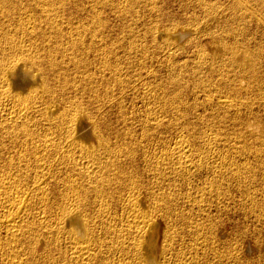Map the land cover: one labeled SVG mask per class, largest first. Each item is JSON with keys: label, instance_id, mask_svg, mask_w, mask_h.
Here are the masks:
<instances>
[{"label": "bare ground", "instance_id": "6f19581e", "mask_svg": "<svg viewBox=\"0 0 264 264\" xmlns=\"http://www.w3.org/2000/svg\"><path fill=\"white\" fill-rule=\"evenodd\" d=\"M85 1L0 0V229L3 231V234L0 233L1 264H35V260L40 258V252L46 250L50 242L55 243L57 247L62 246L59 256L52 258L50 251L45 253L44 256L48 257L50 264H98L106 242V248L113 249L108 250L109 252L118 251L119 261L115 259L118 261L116 264H169L175 232L173 233L170 228L172 225L168 222L171 221L170 215L177 214L174 212L176 209L173 211L170 207L173 201L169 204V200L181 190L184 196L182 200L185 199L191 207L199 201L215 202L214 206L209 205L207 201L209 206H205V203L196 206L197 214L207 218L206 222L212 218H224V214H228L232 207V204L230 207L226 204L229 201L249 202L246 207L242 204L246 208V212L242 213L244 217H251L256 222L252 234L256 232L258 239L259 236L264 239V43L259 41L255 48H251L253 45L242 41L243 38L240 40V28H231V31L221 28L222 31H219V26L213 30V35L209 33L211 25L205 23L210 28L208 33L212 34V37L206 38L204 45L200 40V45L197 39L201 38H198V35L202 34L200 28L205 26L202 22H197L201 18L191 20L186 26L185 23L182 26L181 22L179 25L177 21L175 25H178H173V29H160L164 26L159 28L155 25L159 22H156L158 19H154L156 23L153 22L154 25L151 26L152 18L148 31L153 39L158 38L161 31L160 39L165 40L166 46H175L174 51H186L184 44L179 45L180 42H194L197 47L195 57L191 54L194 57L192 61L172 59V62L165 66L160 63V68H165L169 73L158 77L156 73L160 68H149L147 62L150 61L147 59L148 56L151 58V53L148 55L146 47H140L130 37L128 40L117 39L121 35L115 34L114 36H118L113 38L111 34L102 33L106 24L102 18L106 16L101 17V7L108 5L111 0H87L88 8L85 7ZM132 5L129 6L133 7ZM204 6L206 10H212L209 3ZM122 7L125 14L126 9L124 11ZM187 7L190 8L189 5ZM209 11L206 18L211 19L212 16L214 19L216 14L211 15L212 12ZM206 12L203 14L207 15ZM186 16L185 13V21ZM169 19L168 23L172 20ZM174 20L176 19H173L172 23ZM128 29L129 26L125 30ZM140 29L143 32L141 27ZM208 33H205L207 37ZM255 37L251 39L254 41ZM162 42L159 46H163ZM189 47L188 52L191 51ZM162 52L166 54V50ZM169 55L170 58L171 54ZM139 56L141 59L137 60ZM133 66H138L140 71L134 72L137 76L135 81L131 82L130 77L126 78L124 71ZM193 72L197 73V76L193 75ZM241 81L245 82L244 87L241 86ZM138 85L142 86L143 91L140 89L139 92L142 91V100L145 103L142 113L144 116L138 117L139 119L134 114L135 105L132 109L127 106L131 111L126 108L129 91H136ZM189 89L193 95L191 98L196 102L193 104L191 100L192 104L188 103L187 106L186 93ZM260 98L263 103L259 101ZM199 100L203 106L201 110L198 109L200 106L197 108L196 105ZM242 105L250 113H257L262 124H256L254 115L250 114L254 119L252 118V121L249 118L251 121L243 128L245 130L231 133L235 134L232 136L242 146L236 143L239 146L236 147L230 143V134H224L222 130L227 128L223 127L220 132L223 136H229L226 143L229 142L235 147L232 146L231 150L230 145L227 147L229 150H223L226 145L219 139L224 148L221 149L222 145L219 149L212 148L210 140L213 138L210 137L217 134V140L219 135L222 136L218 132L217 123L231 121L241 126L244 121ZM129 111L131 115H128ZM112 114L116 115V119H113ZM137 114L139 115L138 112ZM192 118L201 120L208 126L204 125L205 128L212 131L197 130L198 123H192ZM115 121H123L125 128L121 125V129L117 124L119 122ZM138 122L141 129L139 135L136 133V126L133 128ZM200 126L202 128L203 125ZM232 126L229 125L228 128ZM235 129L233 128L234 131ZM213 140L215 141V137ZM154 142L159 147L152 148ZM177 186L180 191L177 189L174 194L170 192L172 187L178 188ZM179 200L177 202L181 201ZM235 202L236 208L239 203ZM54 208L56 215L53 217ZM170 209L175 214H170ZM184 212L186 211H182L183 215ZM44 213H49L51 219L46 217L44 220ZM177 215L179 219V214ZM191 215L187 217V221ZM193 217L195 219L194 215ZM204 219L201 218L202 222L195 219L197 223L191 225L194 234H197L194 237L205 231L213 243L216 237L213 236V226L216 230L217 225L205 224ZM173 221L175 222L176 218ZM179 228L184 231V227ZM174 229L177 230L176 227ZM101 230L104 231L103 235ZM186 230L190 229L187 227ZM40 231L45 234H39ZM177 231L176 233L180 232ZM241 231L236 240L234 239L236 243L233 241V244L230 242L229 245H223L228 248L226 251L229 254L223 261L230 258L231 264L243 261L247 263L248 258L246 259L242 252L250 246H243V242L253 235ZM46 234L51 235L54 240L48 242V246ZM194 237L190 239L195 240ZM258 239L252 242L253 248L260 247L264 242ZM187 240L183 241L186 243ZM206 240L204 236L203 240L199 237L191 244L194 243L197 251L199 247H207ZM179 241L177 242L180 243ZM219 245L217 243L216 246ZM186 247L189 248V245ZM176 252L174 253L177 254V264L199 262V259L196 262L190 256V252ZM212 253L214 255L215 252ZM218 253L214 257L215 264H220V259L224 257ZM112 257L108 260H112ZM194 257L197 259L198 256ZM258 259H261L260 256ZM200 263L202 264L201 261Z\"/></svg>", "mask_w": 264, "mask_h": 264}, {"label": "rangeland", "instance_id": "374dc122", "mask_svg": "<svg viewBox=\"0 0 264 264\" xmlns=\"http://www.w3.org/2000/svg\"><path fill=\"white\" fill-rule=\"evenodd\" d=\"M109 1V0H108ZM113 1H114V3H113ZM127 3H126V2ZM130 1V0H129ZM128 0H120V2L118 1V0H111V2H109L108 3V5L106 4V5H104L103 7H101V13L103 14H101V17H105V18H102V21H103V23H105L106 22V24H104L105 26H104V28H102V33L104 34V35H110L111 34V36L113 37V38H116L118 35H121V37L120 36H118L117 37V39H121V38H124V39H126V40H128L129 38L128 37H130L132 40H135L136 41V43L140 46V47H146L147 49H148V55L150 54V57L151 58H149V56H148V59H147V61H150V62H147L148 63V65H149V68H151V69H155V70H158L159 68H160V63H162L164 66L166 65V64H169L170 62H172V59H173V61L175 60V61H177V60H184V61H188L189 62V60L191 59V61L193 60V58L195 57V52H196V49H197V47L195 46V44H194V42L192 43V42H186V43H184V42H180L179 43V45H182V44H184V49H186V51L185 52H183L184 50L183 49H176L175 51H174V49L176 48L175 46H173V45H171V46H166L167 45V43H165V40H161L162 38H161V31H160V33H159V37L158 38H156V39H153L152 37H151V34H150V32L148 31V25H151L153 22L154 23H156L157 21H159V22H157L155 25L157 26V27H163V28H160V29H168L169 27V29H173L172 27H174L173 25H175V23H177V21L179 22V25L181 24V23H183L182 24V26H184V23H185V26L186 25H188L189 24V22L191 21V20H193V19H198V18H201V19H198L199 21H197V22H199V23H201V24H203V25H205V23H208V26H210L211 25V30H210V32H209V30L208 29H210L208 26H203L202 28H200L201 30H199V32L201 31L202 32V34H203V36H202V34L200 35V33H199V37L198 38H201V39H197V40H199L198 42V44H200L201 43V41H202V45H204L205 44V41H206V38H211L212 37V34H213V30H215V29H217L219 26H221V27H219L218 28V30L219 31H222L221 30V28H224L225 30L227 29V30H229V31H231V30H233V29H231V28H235V30H236V28H240L239 30L240 31H242V32H240L241 34L239 35V32H237V31H239V30H237L236 32H237V34L239 35V38H240V40L242 39V41H244L245 43H247V44H249L250 46L251 45H253V46H251V48H255L256 47V45H257V43H259V41H261V43H264V0H208V1H210V2H207V0H204L205 1V3H203L204 1L203 0H193V2H191V0L190 1H186L187 3V5H189L190 6V8H188L187 7V5L185 4V0H133V1H130L129 2ZM118 2V5H119V3H120V6H118V5H116V3ZM123 3V5H122V3ZM198 4H197V3ZM207 2V3H206ZM240 2V3H239ZM243 2V3H242ZM87 3V4H86ZM186 6V8H185V6L183 5V4ZM209 3V5H210V8H212V10H206V8H205V4H208ZM214 3V5L212 6V4ZM238 3L241 5H238ZM242 3V4H241ZM86 4V5H85ZM85 7L88 5V1L86 0L85 1ZM127 4V5H126ZM132 5L133 7H131V6H129V5ZM150 4H152V5H150ZM191 4V5H190ZM117 7H116V6ZM126 5V6H125ZM135 5V6H134ZM123 6V7H122ZM124 6H125V8H124ZM129 6V7H128ZM181 6L182 7H184V8H181ZM195 6V7H194ZM203 6V7H202ZM217 6H219V7H217V8H219V10H217V8L216 7ZM89 6H87V8H88ZM108 8V10L110 11V12H112V13H114L113 15L107 10V8ZM121 7L124 9V11H125V9H126V12H125V14H124V12L122 11V9H121ZM128 7V8H127ZM155 7V8H154ZM214 7V8H213ZM86 8V9H87ZM104 8V9H103ZM116 8V9H115ZM193 9L192 11L190 10L189 11V9ZM216 8V9H215ZM111 9V10H110ZM112 9H113V11H112ZM120 9H121V11H120ZM152 9V10H151ZM181 9H183V10H181ZM185 9H186V11H185ZM195 9V10H194ZM198 9V10H197ZM214 9V10H213ZM104 10V11H103ZM115 10V11H114ZM150 10V11H149ZM116 11H118L117 13H116ZM130 11V12H129ZM159 12V13H156V12ZM206 12L207 13V15L206 14H203L204 12ZM208 11L209 12H212L211 13V15H214V14H216L215 15V17H214V19H213V17L211 16L210 18L211 19H209V17H208V19L206 18V16H208ZM213 11H214V13H213ZM216 11H219V12H216ZM105 12V13H104ZM133 12V13H132ZM161 12H162V14L163 15H161ZM183 12H185L186 13V21H185V17H184V15H185V13L183 14ZM192 12H194V13H192ZM197 12V14H195ZM200 12V13H199ZM202 12V13H201ZM108 13V14H107ZM183 15V17L181 18V14ZM189 15H188V14ZM222 13V14H221ZM107 14V15H106ZM130 14V15H129ZM152 14H154V15H152ZM155 14H157V15H155ZM218 14H220V15H218ZM110 15V16H109ZM116 15H118V16H116ZM125 15H126V18H125ZM161 15V16H160ZM176 16V17H174V16ZM179 15H180V17H179ZM197 15H198V17H197ZM200 15V16H199ZM112 16V17H111ZM129 17V19H127L128 17ZM157 16V17H156ZM163 16V17H162ZM171 16L172 18H170L169 19V17ZM191 16V17H190ZM201 16H203V17H201ZM219 17V19H218V17ZM109 17V18H108ZM151 17V18H150ZM194 17H196V18H194ZM205 17V18H204ZM221 17V18H220ZM226 18V20H225V18ZM120 18V19H119ZM134 18V19H133ZM152 18H153V20H152ZM166 18H168L169 20H173V19H176V20H174V22L172 23V20L171 21H169V23H168V19H166ZM178 18V19H177ZM180 18V19H179ZM217 18V19H216ZM223 18V19H222ZM107 19H109L108 21L109 22H107ZM112 19V20H111ZM115 19H117V20H115ZM118 19H119V21H118ZM122 19V20H121ZM125 19V20H124ZM156 19H158V20H156V22H155V20ZM160 19H161V21H160ZM162 19H163V21L164 22H162ZM165 19V20H164ZM190 19V20H189ZM205 19H207V20H205ZM212 19H213V21H212ZM215 19H216V21H215ZM223 21H222V20ZM228 19H229V21H228ZM111 20V21H110ZM150 20H152V23H151V21ZM181 20V21H180ZM202 20V21H201ZM209 20V21H208ZM219 20V21H218ZM166 21V22H165ZM183 21H185V22H183ZM203 21H204V23H203ZM206 21V22H205ZM210 21H212V22H210ZM222 21V22H221ZM228 22V24L229 23H232V24H229V25H227V23L225 24V22ZM123 22V24H121ZM128 22H131V23H128ZM138 22H139V25H138ZM148 22V24H146ZM181 22V23H180ZM209 22H210V24H209ZM215 23V25H214V23ZM223 24H221V23ZM108 23H113L112 25H110V24H108ZM117 23H119V24H117ZM154 23L151 25V26H153L154 25ZM164 23H166V24H164ZM187 23V24H186ZM213 25H212V24ZM220 25H219V24ZM234 23V24H233ZM116 24V25H115ZM125 24V25H124ZM128 24V25H127ZM159 24H161V26L159 25ZM164 24V25H163ZM170 24V26H168V25ZM172 24V25H171ZM108 25V26H107ZM118 25V26H117ZM142 25H143V27H142ZM178 24H176L175 26H177ZM218 25V26H217ZM231 26V25H234V27H226V26ZM106 26H107V28H106ZM121 26V27H120ZM122 26H123V28H122ZM126 26V27H125ZM128 26H129V29L128 30H125L126 28H128ZM139 28H137V27ZM147 26V27H146ZM168 26V27H167ZM224 26V27H223ZM113 27H116V28H113ZM132 29H131V28ZM140 27L142 28V30H143V32H141L140 30ZM145 27V28H144ZM150 27V26H149ZM167 27V28H166ZM205 27V28H204ZM208 27V28H207ZM217 27V28H216ZM107 30H106V29ZM110 28V29H109ZM120 28H122V29H120ZM204 28V29H203ZM214 28V29H213ZM113 29H115V30H113ZM138 29V30H137ZM147 29V31H145ZM205 29H207L206 31H207V33L209 32V33H212L211 35L209 34V37H207L206 36V31H205ZM118 30V31H117ZM125 30V31H124ZM130 30V31H129ZM106 31V32H105ZM113 31H116V33L115 32H113ZM108 32H111V33H108ZM118 32V33H117ZM119 32H121L122 34H124V36L122 37V34L121 33H119ZM144 32H148V34H146V33H144ZM204 32V33H203ZM142 33V34H141ZM164 33V32H163ZM245 33V34H244ZM115 34H118V35H116V36H114ZM132 34V35H131ZM136 35V36H134V35ZM150 35L149 37H147L146 35ZM192 34L194 35V33L192 32ZM191 34V35H192ZM205 34V35H204ZM207 34V35H208ZM244 34V35H243ZM143 35V36H142ZM214 35V34H213ZM137 36H138V38H137ZM140 36V37H139ZM241 36V37H240ZM243 36V37H242ZM250 36H252L253 37V39H254V36H256L255 37V40L257 39L258 40V42H257V40L255 41H253V39H251L252 37H250ZM257 36H259V37H257ZM132 37H134V38H132ZM146 37V38H145ZM151 37V38H150ZM194 37H195V35H194ZM203 37V38H202ZM205 37V38H204ZM248 37H250V39L248 40ZM262 37H263V39H262ZM161 38V39H160ZM197 38V37H196ZM150 39V40H149ZM262 39V40H261ZM144 40V41H143ZM146 40V41H145ZM159 40V41H158ZM201 40V41H200ZM252 42H251V41ZM138 41V42H137ZM154 41H156V42H154ZM163 41V42H162ZM263 41V42H262ZM150 42V43H149ZM153 42H154V44H153ZM160 42H162V44H163V46L165 47H163L161 44H160V46H159V43ZM256 43V44H253V43ZM158 43V44H157ZM204 43V44H203ZM251 43V44H250ZM151 44V45H150ZM156 44V45H155ZM200 44V45H201ZM146 45V46H145ZM155 45V46H154ZM157 45L159 46V47H157ZM186 45V46H185ZM189 45H190V47H189ZM255 45V46H254ZM151 46H153V47H151ZM249 46V47H250ZM155 47V48H154ZM167 47V48H166ZM175 47V48H174ZM188 47H189V50H191V51H189L188 52ZM191 47H193L192 49H193V51H192V49H191ZM150 48V49H149ZM153 48V49H152ZM156 48H158V49H156ZM169 48V49H168ZM162 50L164 51V50H166V54L165 53H163L162 52ZM171 51V52H167V51ZM180 50V51H179ZM182 50V51H181ZM162 52V53H161ZM183 52V53H182ZM154 53V55H152ZM174 53H176V55L174 56ZM184 53H186V54H184ZM165 54V55H164ZM169 54H171V57L169 58L168 56H170ZM178 54H179V56H178ZM181 54V55H180ZM190 54V55H189ZM191 54H194V57H193V55H191ZM155 55H157V56H155ZM164 55V56H163ZM183 55V56H182ZM186 55V56H185ZM141 56V55H140ZM137 57L136 59L138 60V59H141V57ZM168 58H167V57ZM172 56H174V57H172ZM182 57V59H181V57ZM155 59H154V58ZM175 57H177V58H175ZM190 57V58H189ZM193 57V58H192ZM158 58V59H157ZM184 58V59H183ZM186 58H188L187 60H186ZM167 61H169V62H167ZM165 60V61H164ZM181 61V62H182ZM190 61V62H191ZM150 63V64H149ZM151 63H152V66H151ZM165 63V64H164ZM157 65V66H156ZM138 66H133V67H131V68H128V70L127 69H125V71H124V73H126L127 75H125L126 76V78H129V79H131V82L132 81H135V79H136V77L135 76H137L135 73H138L140 70L137 68ZM152 67H154V68H152ZM131 69V70H130ZM162 69V70H161ZM128 72H130V73H128ZM135 72V73H134ZM163 72V73H162ZM166 69L165 68H163V67H161L159 70H158V72L156 73L157 74V76L158 77H162V75H168V73L169 72H166ZM132 73H134L133 75H132ZM160 73V74H159ZM194 73V72H193ZM197 73H194L193 75H195V76H197L196 75ZM132 75V76H131ZM161 75V76H160ZM192 75V76H193ZM194 77V76H193ZM157 78V77H156ZM211 78H213V77H211ZM134 79V80H133ZM244 81H241V86L242 87H244L245 85H244ZM131 84H133V83H131ZM243 84V85H242ZM264 84V83H263ZM144 86V85H143ZM137 89H136V91H129V93H128V95H127V97H129V98H127L126 97V99H127V101H126V108H127V106H129L130 108L133 106L134 107V105H135V109H134V112H136V113H134L135 114V116H137V118L139 117H141V116H144V114H142L143 113V110H144V107H145V103H144V101L142 100L143 98H142V95H141V92L143 91V89H142V86H140V85H138V87H136ZM138 88H139V90H138ZM140 89L142 90L141 92H139L140 91ZM191 89H189L188 90V92L186 93L187 95H186V97H187V99H186V105L187 106H189V104H194L196 101H194V98H191V97H193V95H191ZM134 93V94H132V93ZM190 92V93H189ZM256 92H258V90H256ZM138 95H137V94ZM140 93V94H139ZM140 95V96H139ZM137 96H139V98L137 97ZM138 98V100H137V98ZM189 97V98H188ZM191 98V99H190ZM196 99V98H195ZM197 99H200V98H197ZM202 99V98H201ZM200 99V100H201ZM262 99H263V96H262ZM262 99L260 98V102H262ZM141 100V101H140ZM191 100H193V101H191ZM200 100L198 101L199 103H196V105H198L197 106V108L200 106V108H198V109H202V104H200L201 102H200ZM203 100V99H202ZM133 101V102H132ZM192 103H191V102ZM263 101H264V99H263ZM135 102V103H134ZM141 102V103H140ZM259 102V103H260ZM143 103H144V105H143ZM189 103V104H188ZM263 103V102H262ZM133 104V105H132ZM256 105L258 106V103H256ZM255 105V108L257 107ZM127 108V110L129 109L130 111H131V109L133 108ZM136 107H138V109L136 108ZM140 107V108H139ZM143 107V108H142ZM244 107V108H243ZM241 109H243L242 110V116H243V119H244V121L242 122V124H240L241 126H237L235 123H233V122H231V121H226V122H223L224 123V125H222L223 123L221 122V123H217L218 125H217V128H218V132H220V130H222V128L224 127V128H227V129H231L230 131L229 130H227V129H223L222 131L224 132V134H230V138H229V136H227V135H225V136H223L222 134V132H220L219 134H221L222 136L220 137V135H219V137H217V140H218V142H215V141H217L216 140V135L215 136H211L210 137V139L211 138H213L214 139V137H215V141L213 140V139H211L210 141H211V144H212V146L211 145H209V146H211L212 148H214V149H219V147H221V145L222 144H225L226 146H225V149H223L224 148V145H222V147H221V149H223V150H227L228 148L227 147H229L231 144L230 143H232L233 145H235L236 147H239V146H242V144H240L239 145V141H237V139L235 138V137H233V136H235V134L233 135V134H231L232 132H238V131H241V130H243V128L245 127L246 128V126L245 125H247L248 124V122H250L251 120L253 121V119H254V122L257 124V123H260V125L262 124L261 122H260V118H258L259 116H257V113H250L248 110H246L247 108H245V106H243L242 105V108ZM245 109V110H244ZM138 110V111H137ZM130 111L128 112V115H131L130 114ZM142 111V112H141ZM244 111H245V113H244ZM137 112L139 113V115L137 114ZM141 112V113H140ZM247 113V114H246ZM115 114V113H114ZM244 114H246V115H244ZM250 114H253V115H250ZM113 115V114H112ZM111 115V116H112ZM248 115V116H247ZM116 115H113V119H116V117H115ZM134 116V115H133ZM246 116V117H245ZM254 118H253V117ZM246 118V120H245V118ZM138 118V119H139ZM251 120H250V119ZM253 118V119H252ZM257 119V120H256ZM258 119H259V121H258ZM193 120V118L191 119V121ZM197 122L198 123V125H196V128H197V130L199 129V131H205V129L207 130V132H210V131H212V130H209V128H207L208 126L206 125V124H204V123H202L201 122V120H199V121H197V119L195 120H193L192 121V123L193 122ZM246 121V122H245ZM258 121V122H257ZM116 123L117 122H119V123H117L118 124V126L121 128V129H123V128H125V126L123 125V121L121 122V121H115ZM231 122V123H230ZM137 123V122H136ZM197 123H195V124H197ZM200 123V124H199ZM227 123H229V125L230 126H232L234 129H235V131L233 130V128L232 127H229L228 128V126L229 125H227ZM233 123V124H232ZM120 124V125H119ZM124 124H125V122H124ZM220 124V125H219ZM232 124V125H231ZM121 125L123 126V128L121 127ZM200 125H203L202 126V128H201V126ZM204 125H206L207 127L205 128V126ZM227 125V127H225ZM135 126H136V129L135 130H138L136 133H138V135H139V133H140V131H141V129H140V125H139V122H138V124H134L133 125V128H135ZM138 126V127H137ZM180 126V125H179ZM197 126H200L199 128L197 127ZM237 126V127H236ZM221 127V129H219ZM238 127H239V130H237L238 129ZM226 130V131H225ZM245 130V129H244ZM243 130V131H244ZM243 131H241V132H243ZM206 132V131H205ZM226 132H228V133H226ZM259 133V132H258ZM228 134V135H229ZM195 135H197V134H195ZM233 135V136H232ZM141 136V135H140ZM139 136V141L141 140L140 137ZM225 137H227V138H225ZM221 138H223V139H221ZM229 138V142H228V144L226 143ZM144 139V138H143ZM219 139H220V141H221V143H220V141H219ZM235 140V141H237V142H235V141H233V140ZM250 139V138H249ZM212 140H213V142H215V144L212 142ZM222 140H224L223 142H222ZM143 141V140H142ZM144 143V142H143ZM219 143V144H218ZM236 143L239 145H236ZM153 144V143H152ZM157 143H155L154 142V144L151 146L152 148H156V147H159L158 145H156ZM215 146H214V145ZM219 146H218V145ZM156 145V146H155ZM233 145H231V147H229V149H231L232 148V146ZM153 146H155V147H153ZM217 146H218V148H217ZM235 146H233V147H235ZM216 147V148H215ZM228 149V150H229ZM235 149V148H234ZM231 150H233V149H231ZM141 153V152H140ZM178 188H174V187H172L171 189H170V192H174V193H176L177 191H180V187L179 186H177ZM173 189H174V191H173ZM177 189H179V190H177ZM181 189H184V188H181ZM175 190H177V191H175ZM182 191V190H181ZM177 192V194L178 193H180V194H175L176 196H179V197H176L175 195H173L174 197H172V195H170V198L172 197V199H170L169 201H170V203L169 204H171L172 203V201H173V203L171 204V209L173 210H175L176 209V211H174L175 213L177 212V214H179V219H178V215L176 214V215H174L173 216V214L172 213H174V212H172V210L170 211V214H172V215H170V217H171V221L170 220H168V221H170V222H168L169 224H170V228L172 229V231H173V233H174V239H173V242H172V244L174 243V245H172L171 244V260H170V262H169V264H173L175 261V263L174 264H177V262H178V260H177V254H175L174 252H176L177 250H178V252H176V253H178V254H180V253H182V252H184V253H189L190 254V256H192L193 258H194V260L197 262V260L199 261V262H197L198 264H201L200 263V261L202 262V264H204L205 262H207V263H205V264H215V258L214 257H216V253L217 252H221L222 250H224V252H225V254H224V252L222 251V256H224L223 258H221V257H219V258H221L220 259V261L223 259H227L228 257H229V254H228V251H226V249H228L227 247H224V246H226V245H229L228 243H232L233 244V241H234V243H236L235 242V238L236 237H238L239 236V234L242 232L241 230H243V231H246L248 234L250 233V235H253V236H257V234H256V232L254 233V234H252V229H254V227H255V221H254V219L253 218H251V217H244V214L243 213H245L246 212V206H247V204L249 205V202H246L245 200H242V201H244V202H241V200L240 199H238V200H240L239 202L237 201V202H235V200L234 201H232V203L229 201V202H227L226 204H228V206L230 207V205L232 206V207H230V210L228 211V214H227V216H226V214H224L225 215V217L222 219V218H220V217H217V218H212V219H209V221H205V220H208L207 218L206 219H204L203 217H201V215H198L197 214V207L198 206H202V205H205V206H207L208 204H207V202L209 203V205H212L213 204V206L215 205V202L214 203H212V201H211V203H210V201H207V200H205V202L203 201V203L201 202V201H199L198 203H197V205L195 204V206L194 205H192V207H191V204H189L185 199V201L184 200H182V198L184 197L183 196V193L182 192ZM171 193V194H172ZM173 193V194H174ZM180 195H182V196H180ZM177 200H176V199ZM181 200H179V199ZM176 200V201H175ZM180 201V202H177V201ZM175 201V202H174ZM182 201H184V202H182ZM207 201V202H206ZM34 202H35V200H34ZM33 202V203H34ZM201 202V203H200ZM234 202L237 204V203H239V206L237 207V205H236V208H238V210H236V208H235V204H234ZM241 202V203H240ZM176 203H177V206H176ZM205 203V204H204ZM180 204H182V205H180ZM185 204V205H184ZM201 204V205H200ZM242 204H244V206L245 207H243V205ZM246 204V205H245ZM208 205V206H209ZM174 206H175V208H174ZM178 206L180 207V208H182L183 210H179L180 208H178ZM197 206V207H196ZM213 206H211V208L213 207ZM177 207V208H176ZM184 207H187V208H184ZM234 207V208H233ZM243 207V208H242ZM194 208V209H193ZM239 208H241V209H239ZM192 209V210H191ZM196 209V210H195ZM248 209V208H247ZM188 210V211H187ZM190 210V211H189ZM232 210V211H231ZM245 210V211H244ZM53 211H54V213L55 214H53V217H54V215H56V211H55V208L53 209ZM162 211H164V209L162 210ZM161 211V212H162ZM180 211V212H179ZM182 211H186V212H184V215L182 214ZM190 212V213H189ZM195 212V213H194ZM213 212H216L215 210H213ZM230 212V213H229ZM243 212V213H242ZM163 213V212H162ZM162 213H161V215H162ZM174 213V214H175ZM181 213V214H180ZM199 213V212H198ZM217 213V212H216ZM34 214H35V212H34ZM45 214V213H44ZM163 214H165V213H163ZM187 214V215H186ZM192 214V215H191ZM200 214V213H199ZM47 215V216H46ZM182 215H183V217H182ZM189 215H191V217H189L188 219L190 220H188L187 221V217L189 216ZM193 215L195 216V219L199 222V221H201V218H202V220L204 219V223L206 224V223H210V224H212L211 226H213V225H217L216 226V230H215V228H214V226H213V231H215L214 232V237H215V241H217L216 242V244H215V241L212 243V242H210V238L208 237V234H206L207 232H205V231H203V233L202 234H199L198 235V237L197 236H195L194 237V235H197V234H194V232H193V228H192V224H195V223H197V221L194 219V217H193ZM223 215V214H222ZM223 215V216H224ZM181 216V217H180ZM46 217L48 218V220H50L51 219V216H49V213L48 214H45L44 215V217H43V219L45 220L46 219ZM200 217V218H199ZM175 218H176V221L174 222L173 220H175ZM219 218V219H218ZM232 218V219H231ZM35 219V218H34ZM164 219H165V221L167 220L166 219V217H164ZM192 219H194V220H192ZM200 219V220H199ZM217 219H218V221H217ZM244 219V220H243ZM250 219V220H249ZM177 220H178V222H177ZM211 220V221H210ZM214 220H216V222L214 221ZM219 220H221L222 221V224H221V221H219ZM164 221V222H165ZM181 221H182V223H181ZM186 221V222H185ZM196 221V222H195ZM247 221V222H246ZM252 221V222H251ZM118 222H120V220L118 221ZM187 222H189V223H187ZM193 222V223H192ZM202 222V221H201ZM212 222H215V223H212ZM226 222V223H225ZM237 222V223H236ZM244 222V223H243ZM35 223V222H34ZM33 223V225H35ZM176 223V224H175ZM178 223V224H177ZM231 225H230V224ZM218 224H220V225H218ZM234 226H233V225ZM236 224V225H235ZM242 224V225H241ZM173 225H175V227L177 228V230L179 231L180 230V232H178L176 229H174V230H176L178 233H176V231H174L173 230V228H175ZM179 225V226H178ZM189 225H190V227H189ZM239 225H240V228L241 229H239ZM219 226V227H218ZM223 226H226L225 228L223 227ZM233 226V227H232ZM237 226V227H236ZM251 226V227H250ZM35 227V226H34ZM179 227H184V231H183V228H179ZM187 227H188V229H190V230H186L187 229ZM222 229H221V228ZM233 228V229H232ZM246 228V229H245ZM248 228V229H247ZM35 229V228H34ZM192 229V230H191ZM218 229V230H217ZM225 231H224V230ZM237 229V230H236ZM241 231H239V230ZM0 233L1 234H3V231L0 229ZM186 231V232H185ZM183 232H184V234L186 235V236H184V234H183ZM188 232H189V235H188ZM193 232V233H192ZM218 232H219V234H218ZM246 232H244V234L246 235ZM43 232L42 231H40V233L39 234H42ZM101 234L102 233H104V231L103 230H101V232H100ZM222 233V234H221ZM43 234H45V233H43ZM177 234V235H176ZM192 234H193V236H192ZM207 235V237H205L206 235ZM47 235V234H46ZM46 235H45V240H46V243H47V246H48V242H50V241H54L53 240V238H52V236L51 235H47V237H46ZM103 235V234H102ZM179 235V236H178ZM181 235H183L182 237H186L185 239H183L182 237H180ZM200 235H203L204 236V239L206 238L207 240H206V242H208V245H207V247L205 246V248H201V247H199V252H198V250L196 251V248L194 247V243L193 244H191L193 241L195 242V240L197 239V238H199V237H201V240H203V236H200ZM222 235V236H221ZM225 235V236H224ZM226 235H228V236H226ZM235 235V236H234ZM237 235V236H236ZM249 235V236H250ZM49 236V237H48ZM189 236H191V237H189ZM218 236H220V238L218 237ZM231 236H232V238H231ZM234 236V237H233ZM253 236H250V238L248 239H245L244 240V244H243V246L244 245H247V246H250V247H248L247 249H245L243 252H242V254L245 256V258L247 259L248 258V261H249V264H251V262L253 263V264H259L260 262H264V242H263V240L264 239H262V237H260L259 236V239H258V236L257 237H253ZM181 238V239H179V238ZM189 237V238H188ZM193 237H194V239L195 240H191V239H193ZM229 237H230V239H229ZM49 238V239H48ZM52 238V239H51ZM191 238V239H190ZM209 238V239H208ZM219 239V241H218V239ZM225 238H227L226 240L227 241H225ZM240 238V237H239ZM258 239V241L260 240V241H262L263 243H261V246L260 247H254L253 248V246H252V242L254 243L255 242V240H257ZM262 240H261V239ZM188 239V240H187ZM235 239V240H234ZM252 239H253V241H252ZM48 240V241H47ZM178 240H180L179 242L180 243H178L177 241ZM186 241L187 240V244L184 242V241ZM190 240V241H189ZM220 240H222V241H220ZM175 241V242H174ZM225 241V242H224ZM227 242V243H226ZM178 243V244H177ZM182 243H183V245H182ZM217 243L218 244H220L219 246H216L217 245ZM55 243H53L52 242V244H51V242H50V244H49V247H47L46 248V250H42L41 252H40V258L38 259V261H37V259L35 260V264H50L49 263V260H48V257L47 256H44L45 255V253L48 251H50V256H52V258L53 257H56L58 254H59V251L61 250V248H62V246H56V245H54ZM63 244V243H62ZM212 244H215V245H212ZM224 244H226V245H224ZM53 245V246H52ZM180 245V246H179ZM187 245H189V248L188 247H186ZM191 245H193V247L195 248H193V247H191L190 248V246ZM224 245V246H223ZM173 246H175V247H173ZM179 246V247H178ZM183 246V247H182ZM214 246V247H213ZM221 246H223L222 248H221ZM56 247V248H55ZM107 247V242H106V244H105V246L102 248V252L104 253V255H103V253L101 252V254H100V256H99V258H100V261H99V263L100 264H112V262L113 261H115V259H117L118 261H119V257H118V251H116V253H117V257H116V253H114V251H108V250H113V249H110V248H106ZM213 247V248H212ZM57 248H58V250H57ZM105 248H106V250H105ZM184 248V249H183ZM186 248V249H185ZM215 248H217L216 250H215ZM224 248V249H223ZM45 249V248H44ZM60 249V250H59ZM183 249V250H182ZM190 249V250H189ZM195 251H194V250ZM202 249V250H201ZM221 249V250H220ZM107 251V252H105V251ZM188 252H187V251ZM209 250H210V252H209ZM217 250H219V251H217ZM54 253H52V252ZM182 251V252H181ZM186 251V252H185ZM217 251V252H216ZM57 252V253H56ZM195 252L197 253L196 255L198 256L197 257V259L194 257V256H196L195 255ZM203 252V253H202ZM208 252H209V254L210 255H208ZM212 252H215L214 253V255H212L213 253ZM43 253V254H42ZM56 253V254H55ZM106 253H107V255H106ZM194 255H193V254ZM205 253V254H204ZM212 253V254H211ZM218 253V254H219ZM263 253V254H262ZM115 256H114V255ZM199 254V255H198ZM200 254H202V256L200 255ZM219 254V255H220ZM228 254V256L226 257V255ZM241 254V255H242ZM261 254V255H260ZM43 255V256H42ZM102 255V256H101ZM108 255H109V257H108ZM212 255V256H211ZM59 256V255H58ZM115 257V258H113V257ZM174 256H175V259H173L174 258ZM205 256H206V258H205ZM258 256H260V258L261 259H258ZM45 257V258H44ZM103 257V258H102ZM111 257H112V260H108V259H111ZM212 257V260H210V258ZM226 257V258H225ZM209 258V259H208ZM218 258V259H219ZM103 259V260H102ZM107 259V260H106ZM42 260V261H41ZM44 260V261H43ZM48 260V261H47ZM174 260V261H173ZM203 260H205V262L203 261ZM209 260H210V263H209ZM222 260V262L220 263V264H229L228 262H230V264H231V261H230V258L228 259V260H225V261H223ZM257 261V263L255 262V261ZM258 260H260V261H258ZM262 260V261H261ZM41 261V262H40ZM118 261H115V262H113L114 264H116ZM212 261V262H211ZM248 261H247V263L246 264H248ZM254 261V262H253ZM37 262H39V263H37ZM45 262V263H44ZM47 262V263H46ZM98 263V264H99ZM0 264H1V261H0ZM235 264H245V261H243V262H237V263H235Z\"/></svg>", "mask_w": 264, "mask_h": 264}]
</instances>
